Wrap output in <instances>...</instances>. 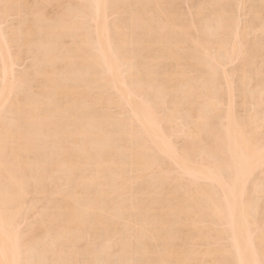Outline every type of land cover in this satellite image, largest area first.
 Wrapping results in <instances>:
<instances>
[{
    "label": "bare ground",
    "instance_id": "6f19581e",
    "mask_svg": "<svg viewBox=\"0 0 264 264\" xmlns=\"http://www.w3.org/2000/svg\"><path fill=\"white\" fill-rule=\"evenodd\" d=\"M0 264H264V0H0Z\"/></svg>",
    "mask_w": 264,
    "mask_h": 264
},
{
    "label": "rangeland",
    "instance_id": "374dc122",
    "mask_svg": "<svg viewBox=\"0 0 264 264\" xmlns=\"http://www.w3.org/2000/svg\"><path fill=\"white\" fill-rule=\"evenodd\" d=\"M184 2H185V1H184ZM185 3H186V2H185ZM185 3H182V7L185 5ZM183 4H184V5H183ZM187 5H188V4H187ZM187 7H188V6H187ZM187 7H184L185 10H186ZM13 16H16V15H13ZM7 17H8V18H7ZM9 17H11V16H4L3 19H4L5 22H7V23H5V22L3 21L4 23L2 22V24H8L9 26H5V27H8V28H9L10 26H15V27H16V25H18V22H15V19H17V18L14 17V21H13V19H12V18L9 19ZM7 19H8L9 22L12 21V22H14V23H13V24H12V23L10 24V23L7 21ZM112 19H113V18H112ZM17 21H18V19H17ZM2 24H1V25H2ZM5 27L2 25L1 28L4 30V32H5V30H6V32H8V33H9L12 29H14V27H12V29H8V28H5ZM16 28H17V27H16ZM16 28H15V29H16ZM26 58L28 59L29 57H25V58H23V59H22V60H24L23 62H22V61H20V62L18 61L20 64H19V63H16V64H17L16 66H18V64H19V67H17V69H18L17 71H18V72L16 71V73H19V71H20V73H21V72H24L25 70L28 69L27 66L29 67V65H30L29 62H30L31 60L25 62V60H27ZM27 62H28V65H27ZM21 63H22V64H21ZM16 66H15V67H16ZM15 67H14V70H16Z\"/></svg>",
    "mask_w": 264,
    "mask_h": 264
}]
</instances>
